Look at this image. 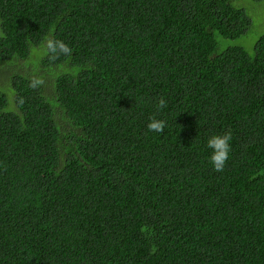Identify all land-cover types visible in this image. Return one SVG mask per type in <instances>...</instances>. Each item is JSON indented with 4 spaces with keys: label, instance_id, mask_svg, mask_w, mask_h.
I'll return each instance as SVG.
<instances>
[{
    "label": "trees",
    "instance_id": "trees-1",
    "mask_svg": "<svg viewBox=\"0 0 264 264\" xmlns=\"http://www.w3.org/2000/svg\"><path fill=\"white\" fill-rule=\"evenodd\" d=\"M255 4L0 0V264H264Z\"/></svg>",
    "mask_w": 264,
    "mask_h": 264
},
{
    "label": "clouds",
    "instance_id": "clouds-1",
    "mask_svg": "<svg viewBox=\"0 0 264 264\" xmlns=\"http://www.w3.org/2000/svg\"><path fill=\"white\" fill-rule=\"evenodd\" d=\"M59 49L63 52H68V48L63 44H58ZM159 108L166 107V102L161 99L159 101ZM165 127V121L158 120L156 118H151L148 124L149 131L160 132L163 131ZM232 139L231 132H226L223 135H214L210 137L207 141V147L212 149V154L210 156V162L213 165L215 171L221 172L229 159V153L231 151L230 141Z\"/></svg>",
    "mask_w": 264,
    "mask_h": 264
},
{
    "label": "rangeland",
    "instance_id": "rangeland-1",
    "mask_svg": "<svg viewBox=\"0 0 264 264\" xmlns=\"http://www.w3.org/2000/svg\"><path fill=\"white\" fill-rule=\"evenodd\" d=\"M253 9L255 11H262L263 12L264 11V4H255V5H253ZM260 17H262V20L264 22V12H263V14H261ZM250 39H249L248 35L243 36V37L239 38L238 40H236L234 42V45L247 46V47L252 49V46H253L255 40L253 39L252 41H249Z\"/></svg>",
    "mask_w": 264,
    "mask_h": 264
}]
</instances>
